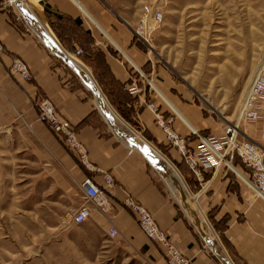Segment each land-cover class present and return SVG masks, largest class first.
<instances>
[{
  "label": "crops",
  "instance_id": "obj_1",
  "mask_svg": "<svg viewBox=\"0 0 264 264\" xmlns=\"http://www.w3.org/2000/svg\"><path fill=\"white\" fill-rule=\"evenodd\" d=\"M22 1L32 16L29 26L19 20L17 3L0 0V41L5 46L0 54V103L34 119L39 116L38 104L49 100L58 119L71 123L77 141L86 150L88 164L66 137L57 134L67 146L59 147V162L63 181L73 185L78 205L92 211L89 220L104 231L117 230L154 259L164 261L163 251L141 232L126 205L133 200L152 214L192 264H224V258L227 264H264V199L255 198L252 185L250 191L245 184L247 177L241 173L248 169L236 159L230 165L239 175L235 177L224 163L205 155L193 135L200 131L222 149L230 133L219 118L177 92L170 72L136 42L130 23L109 0ZM77 50L83 54L76 55ZM64 57L77 60L90 72L117 115L115 127L98 108L95 93ZM14 58L27 63L28 80L10 74ZM138 71L150 72L157 94H152ZM150 102L165 116L176 114L172 128L190 138V152L201 157L200 177L169 145L148 107ZM118 122L129 127L130 135L118 130ZM131 138L156 149L185 188L173 173L161 170L137 149ZM105 174L112 177L114 188L107 190L110 209L102 212L85 197L81 184L91 179L105 187Z\"/></svg>",
  "mask_w": 264,
  "mask_h": 264
},
{
  "label": "rangeland",
  "instance_id": "obj_2",
  "mask_svg": "<svg viewBox=\"0 0 264 264\" xmlns=\"http://www.w3.org/2000/svg\"><path fill=\"white\" fill-rule=\"evenodd\" d=\"M109 1L130 23L136 42L170 72L177 92L226 126L230 138L222 154L234 137L264 147V111L257 123L241 115L251 84L264 70V0ZM144 74L153 82L150 72ZM147 85L156 94V87L148 81ZM40 105L38 118L32 119L0 103V264H167L160 246L161 262L117 230L111 236L110 230L104 231L90 220L82 225L73 222L82 208L73 185L63 181L58 152L59 147L67 146L57 134L64 135L41 120ZM162 115L166 121L174 119L169 126L175 131L176 114ZM117 128L130 135L122 122ZM199 135L210 138L200 131ZM186 138L189 145L190 138ZM201 147L205 155L211 153L218 159L209 148ZM188 150L201 163V157ZM236 159L245 165L236 153L222 162L235 177L239 175L230 163ZM245 167L247 173L241 174L250 178L252 171Z\"/></svg>",
  "mask_w": 264,
  "mask_h": 264
},
{
  "label": "built area",
  "instance_id": "obj_3",
  "mask_svg": "<svg viewBox=\"0 0 264 264\" xmlns=\"http://www.w3.org/2000/svg\"><path fill=\"white\" fill-rule=\"evenodd\" d=\"M13 3H17L19 9V20L30 25L31 15L25 11L22 7V0H11ZM162 14L158 13L157 19L161 20ZM5 46L0 41V54L4 53ZM83 54L82 50H77L76 55L80 56ZM141 76L146 78L149 84L155 88L153 82L147 79V76L144 72L139 71ZM10 74L15 77H20L23 80H28L30 78V71L27 63L20 58H14L10 66ZM156 94L157 89L155 88ZM149 108L155 113L158 124L164 129L167 134V140L174 148H176L182 156L187 159L191 169L194 173L200 177L201 171L198 168L200 160L189 154L188 150V139L183 137L173 131L170 128V124L173 122V118L166 121L162 113L159 112L158 107L155 103H150ZM41 114L40 118L43 121H48L54 130L57 133H61L66 137L69 145L74 148L82 157L83 161L88 164L87 153L85 148L77 141L76 134L72 128V125L68 121H61L58 119L56 110L52 103L49 100H43L40 105ZM264 111V70L258 74L254 82L252 83L248 95L245 99L244 105L242 107L241 115L242 117L250 121L251 123H257L261 121L262 114ZM193 134L199 136L202 145L209 148L205 141H209L219 152L222 149H219L209 138H204L202 135H199L198 131H193ZM210 149V148H209ZM211 150V149H210ZM215 155H217L213 150H211ZM209 152V151H208ZM221 153V152H220ZM238 154L245 165L249 167L252 171L251 177L246 178L248 182L245 184L251 191L250 185H252L256 194L255 198L264 199V147L254 142L253 140L249 141H237L234 137L228 142L227 149L223 156L217 155L219 161H225V156L228 154ZM211 155V153H209ZM229 165V162H227ZM230 165H232L230 163ZM105 187H100L94 183L91 179H86L81 184V189L85 197L95 204L99 209L104 212H107L110 209V202L107 196V190L114 188V182L112 177L109 174L104 175ZM126 205L131 209L134 214L141 232L148 238L150 241L156 243L160 246L166 257L167 264H192L190 259L185 257L174 245L172 240L168 235L158 226L152 214L140 203L133 200L126 201ZM92 216V211L89 208H82L79 212L74 215L73 222L77 225H82L88 221ZM117 233L116 230L111 229L110 234L114 236Z\"/></svg>",
  "mask_w": 264,
  "mask_h": 264
},
{
  "label": "bare ground",
  "instance_id": "obj_4",
  "mask_svg": "<svg viewBox=\"0 0 264 264\" xmlns=\"http://www.w3.org/2000/svg\"><path fill=\"white\" fill-rule=\"evenodd\" d=\"M30 15V14H29ZM33 29V28H32ZM134 32V31H133ZM53 45V44H52ZM72 59V58H71ZM71 59H67V63L73 67V69L79 74V76L83 79V81L86 83V85L95 93L96 96V104L98 106V108L100 109V111L102 112L103 116L107 119V121L114 126L116 124V116L115 113L113 112V110L109 107V105L107 104L106 100L104 99V97L101 95V93L99 92L98 88L95 86L94 80L92 78V75L90 74V72L85 69L83 66H81L78 62L71 60ZM259 73V72H258ZM256 79V78H255ZM252 85V84H251ZM251 87V86H250ZM115 127V126H114ZM113 128V127H112ZM115 130V129H114ZM118 131V130H117ZM124 135V134H123ZM122 136V134H121ZM131 140L133 141V144L135 145V147L137 149H140L141 151H143L145 153V155L149 158H151L154 162L158 163V166L161 170L167 171L170 170V168L168 167V163L165 161V159H163L160 156V153H158V151L156 149H154L153 147H151L150 145H148L147 143H141V142H136V140H134L133 138H131ZM208 144H211L209 141H205ZM212 145V144H211ZM209 146V145H208ZM213 146V145H212ZM214 147V146H213ZM210 148V147H209ZM216 149V148H215ZM142 152V153H143ZM218 152V150H217ZM220 153V152H219ZM217 154V153H216ZM218 155V154H217ZM221 156H223L221 154ZM220 156V157H221ZM171 171V170H170ZM173 173L174 178H176L178 180V182L180 183V185L184 187V183L182 182L181 178L178 176V173L171 172ZM171 179V178H170ZM173 182V181H172ZM177 183V181H176ZM176 188V187H175ZM184 190V189H183ZM176 192V191H175Z\"/></svg>",
  "mask_w": 264,
  "mask_h": 264
},
{
  "label": "water",
  "instance_id": "obj_5",
  "mask_svg": "<svg viewBox=\"0 0 264 264\" xmlns=\"http://www.w3.org/2000/svg\"><path fill=\"white\" fill-rule=\"evenodd\" d=\"M166 172H167L169 175L171 174V171H170V170H167Z\"/></svg>",
  "mask_w": 264,
  "mask_h": 264
}]
</instances>
